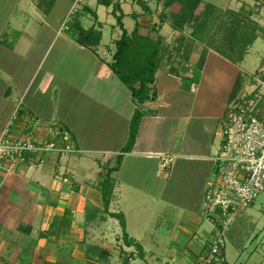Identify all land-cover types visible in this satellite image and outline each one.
<instances>
[{
  "label": "crops",
  "instance_id": "1",
  "mask_svg": "<svg viewBox=\"0 0 264 264\" xmlns=\"http://www.w3.org/2000/svg\"><path fill=\"white\" fill-rule=\"evenodd\" d=\"M233 1L238 3L230 0L224 8L210 0L201 4L225 10ZM70 4L0 0V134L18 113L14 133L58 121L85 151H53L42 165H0V258L4 264H96L92 258L107 250L109 259L128 252L133 258L127 264H157L153 258L178 259L179 244L186 249L194 241L196 247L188 249L197 258L208 239L205 229V236L197 229L204 225L200 211L223 141V120L238 78L252 74L245 67L253 63L251 51L262 49L264 35L257 34L243 54L236 52V39H224L230 52L221 51L209 44L216 31L205 32L189 41L180 57L191 67L177 62L170 70L162 57L182 31L174 20L182 9L178 1L85 0L74 28L88 35L86 45L77 32L61 30ZM124 30L139 49L141 38L158 49L150 84L154 100L138 103L136 84L123 81L113 67ZM204 48V66L198 69ZM263 57L262 50L256 69ZM137 64L132 59L124 66L135 70ZM196 70L200 76L193 80ZM137 110L143 115L127 151ZM107 153L122 157L110 177L102 164ZM151 208L163 211L164 220L156 223ZM99 219L107 247L94 246L93 225Z\"/></svg>",
  "mask_w": 264,
  "mask_h": 264
},
{
  "label": "built area",
  "instance_id": "2",
  "mask_svg": "<svg viewBox=\"0 0 264 264\" xmlns=\"http://www.w3.org/2000/svg\"><path fill=\"white\" fill-rule=\"evenodd\" d=\"M84 1L70 0L62 31H75V17ZM18 117L15 113L0 134V165L7 162L10 169L19 164L42 165L44 155L53 151L59 155L85 152L68 127L58 121L14 133L12 128ZM223 133L200 214L211 225L210 233L206 249L191 264H225L230 227L259 197L264 199V59L256 72L249 75L244 88L231 99L223 120ZM117 158V154H105L103 167L106 169ZM0 263L4 264L1 258Z\"/></svg>",
  "mask_w": 264,
  "mask_h": 264
},
{
  "label": "rangeland",
  "instance_id": "3",
  "mask_svg": "<svg viewBox=\"0 0 264 264\" xmlns=\"http://www.w3.org/2000/svg\"><path fill=\"white\" fill-rule=\"evenodd\" d=\"M238 3L234 1L231 3L232 8H227L225 10L212 7L210 5L201 4L198 8L193 12H190L189 8L181 9L182 17H176L175 23L181 26V34L176 37L174 42L171 44V49L168 48L166 52L163 54V59L167 62L166 65H170L171 69H176L173 67L174 63L180 64V68H190L191 66L188 63L184 64L183 61L180 59L181 56H184V49L185 47H189L191 44L189 41H196L201 34L210 33L216 31L215 36L210 38L209 44L212 46L217 45L219 50L223 51L227 50L230 52V49H226L227 44L226 41H231L236 39L233 44L234 47L237 49L236 52L246 54L249 51V44L251 45L253 40L260 36L261 34L264 35V22L261 21L264 19V0H237ZM210 2H214L215 4L220 5L224 8L226 4L229 6L230 0H210ZM65 5H63V10ZM179 13V14H180ZM258 15V16H257ZM186 16V17H185ZM259 19V20H257ZM261 21V22H259ZM260 34V35H259ZM194 38V39H193ZM207 41V40H206ZM207 41V42H208ZM208 46V45H207ZM248 48V49H247ZM240 49V50H239ZM253 50V49H252ZM262 50L264 53V44L262 49L259 52H252L250 53L251 57L253 55V63L247 65L245 69L250 72L255 73L256 67L259 65L260 60L262 58ZM191 49L189 50V52ZM206 50L201 49L200 55L205 54ZM233 53L234 50H231ZM251 59V58H249ZM264 59V57H263ZM252 62V61H251ZM263 62V60H262ZM261 62V64H262ZM246 64V62L244 63ZM260 64V65H261ZM178 67V68H179ZM260 67V66H259ZM122 69L131 70L133 72L134 66H121ZM249 79V75L243 74L241 76V80L239 82L240 90H242ZM18 114V113H17ZM117 165V162H113L110 164L106 169L110 167H114ZM213 176V175H212ZM211 176V177H212ZM106 180V179H105ZM177 179H172L171 184H175ZM179 192V191H178ZM264 199L259 197L258 201L255 205L248 207L246 211L242 213V215L238 218V220L230 227L227 233V242H226V262L225 264H260L262 261L264 262V248L261 244L262 241V230L261 228L264 227ZM152 210V211H151ZM150 214L151 218L156 220L157 222H161L164 218L162 215L163 211L155 212L154 208H151ZM174 211V210H172ZM182 212V211H181ZM202 210L200 214H202ZM107 212H101L100 217L105 218ZM148 213V214H149ZM156 213V214H155ZM158 215V216H157ZM105 216V217H104ZM171 218V217H168ZM110 225V224H109ZM163 226V225H161ZM165 227V226H163ZM201 229H197V234H204V229L207 232V238L209 237L211 225L204 221V225L200 227ZM93 237L96 239L94 246L100 247V245H106L108 242L104 240H108V238H102L101 236L104 234L102 230L103 222L99 220H95L93 225ZM109 229V228H108ZM190 230H193V227H189ZM91 232V230H90ZM209 232V233H208ZM89 234V238L90 233ZM106 234V233H105ZM104 234V235H105ZM260 237V238H259ZM207 240V239H206ZM205 240V241H206ZM113 243V242H112ZM206 243V242H205ZM111 244V243H110ZM197 241L194 243L190 242L189 246L186 249L179 244L178 253L182 252V255L177 259L174 257L165 258L162 254L161 257H155L152 259L153 263L157 264H191L193 261L196 260L195 256L190 255L192 248H195ZM93 245V244H92ZM109 245V244H108ZM189 248V249H188ZM257 248V249H255ZM102 252H97L94 258H92L93 262H97L96 264H127L131 261L133 257V253L128 255V252H122L118 255L120 259L115 257L114 259L111 258H103L101 257ZM124 253V255H123ZM263 255V256H262ZM189 257V259L187 257ZM89 264V261L87 262ZM95 264V263H90Z\"/></svg>",
  "mask_w": 264,
  "mask_h": 264
},
{
  "label": "trees",
  "instance_id": "4",
  "mask_svg": "<svg viewBox=\"0 0 264 264\" xmlns=\"http://www.w3.org/2000/svg\"><path fill=\"white\" fill-rule=\"evenodd\" d=\"M170 1L171 2L178 1L181 4L182 9L183 8H189L190 12H192V11L194 12L198 8L199 4L201 3V0H170ZM182 13L176 15V17H182ZM75 32H77V34H79L78 41L81 44L86 45L87 42L85 41V39H87L88 35L86 36L84 34H81L82 32L80 33L79 31H75ZM141 39H144V41L142 42L143 48L139 49V47H136V45H134L135 43L128 36L127 31L124 30V34H123L122 39L119 40L117 43L118 50L115 54L116 62L113 64L114 69L116 70V72H118L119 76L121 77V79L123 81H125L126 83H132L133 82L136 84V86L133 85L132 91H133V96L138 103H140V102L142 103L147 99H153L154 100V99H156V95H157L156 91L153 92L152 96L150 95L151 90H152L150 87V84H153L155 82V72L158 68V62H157L158 49L155 48V45H153L155 43L151 44V40L145 39V38H141ZM149 41H150V43H149ZM205 57H206V53L202 54L200 56V59L197 63L198 69L203 68L204 62H205ZM132 59L135 60L136 63H138L137 68L131 73L124 72V69H122L121 66L124 64L130 63L132 61ZM199 76H200V71L196 70L192 79L198 80ZM240 80H241V78L239 77L237 80V83L234 87V90L232 93V98L237 94V92L240 88L239 87L240 86V84H239ZM142 115H143V113L140 110H137L133 116L132 123H131L130 138H129L128 144L125 148L127 151L129 149H131V147L135 143ZM121 158H122L121 156L118 157V161H117L116 166L110 167L108 169L107 175L109 174V176H107V177H110V174L118 168V166L121 162ZM106 181H109V178H107ZM118 216L120 218L122 226L125 227V220H124L123 216L120 214H118ZM127 243H131V241L127 240ZM101 252H102L101 257L103 256V258L107 259L108 258V254H107L108 251L104 250V252H103V250H101Z\"/></svg>",
  "mask_w": 264,
  "mask_h": 264
}]
</instances>
